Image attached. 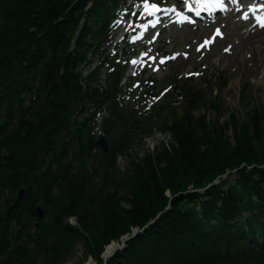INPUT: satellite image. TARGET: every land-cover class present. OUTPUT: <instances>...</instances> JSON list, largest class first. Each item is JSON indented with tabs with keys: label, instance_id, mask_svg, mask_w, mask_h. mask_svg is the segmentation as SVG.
I'll return each mask as SVG.
<instances>
[{
	"label": "trees",
	"instance_id": "16d2710c",
	"mask_svg": "<svg viewBox=\"0 0 264 264\" xmlns=\"http://www.w3.org/2000/svg\"><path fill=\"white\" fill-rule=\"evenodd\" d=\"M119 4L0 0V264H67L80 249L81 264H264V108L210 123L186 85L169 140L133 155L153 126L119 97L126 61L106 48Z\"/></svg>",
	"mask_w": 264,
	"mask_h": 264
},
{
	"label": "rangeland",
	"instance_id": "374dc122",
	"mask_svg": "<svg viewBox=\"0 0 264 264\" xmlns=\"http://www.w3.org/2000/svg\"><path fill=\"white\" fill-rule=\"evenodd\" d=\"M165 1L174 5L178 0ZM128 4L130 2L120 7L116 13L117 20L111 26L115 45L122 30L117 23L124 17ZM216 26L222 29L225 37L209 50L204 47L197 51L205 38L210 39ZM247 28L239 18L229 15L200 28L171 30L159 37L153 33L131 47L117 44L122 54L126 51L131 53L132 61H138L137 55L141 54L142 49L150 53L145 65L135 67L132 75V69L126 72L121 81V100L135 110L138 119L147 122V127L153 126V136L136 139L131 148L133 155H141L147 149L161 146L169 140L160 128L165 120L180 116L189 106L188 101L193 96L187 97L186 85L201 92L194 99L193 111L197 117L206 115L210 123L218 120L225 127L231 116L240 121H249L261 113L264 108V42L254 43L255 48L260 47L256 52L243 40L259 34L264 36V30L247 38ZM173 54L179 55V58L163 67L159 56L169 58ZM93 60L91 58V70L96 68ZM221 79L227 81L223 86L220 85ZM105 80L103 73L102 86H106ZM226 136L234 142L233 131L228 130ZM119 165L122 170L125 169L123 159H119ZM81 251L78 250L67 264H81ZM85 264L93 262L89 260Z\"/></svg>",
	"mask_w": 264,
	"mask_h": 264
},
{
	"label": "snow or ice",
	"instance_id": "6c2138e0",
	"mask_svg": "<svg viewBox=\"0 0 264 264\" xmlns=\"http://www.w3.org/2000/svg\"><path fill=\"white\" fill-rule=\"evenodd\" d=\"M206 3H210V4H216L218 7L226 10V8H224V0H205ZM143 7H144V11L148 12L149 14H151L152 12H159L161 11V8L159 6L158 3L156 2H151V0H143ZM261 7H264V5H262ZM249 11L255 12L256 8L252 5H250L249 7ZM244 19H248V14L245 13L243 16ZM256 20L259 22L261 27H264V17L261 16H256ZM221 37L223 36V33L220 32V29L217 28L213 34V36L209 39V38H205V40L203 41V43L201 45H199V47L197 48V51H199L201 48L207 47L208 45H210L211 43H213L216 39V37ZM228 50V49H225ZM164 61L161 60V63H163ZM133 63H135V61H133Z\"/></svg>",
	"mask_w": 264,
	"mask_h": 264
},
{
	"label": "bare ground",
	"instance_id": "6f19581e",
	"mask_svg": "<svg viewBox=\"0 0 264 264\" xmlns=\"http://www.w3.org/2000/svg\"><path fill=\"white\" fill-rule=\"evenodd\" d=\"M238 18V14H235L234 15V18ZM241 24L243 25V26H246V27H248V24L246 23V20H242V22H241ZM119 25H120V28L123 30V29H125L127 26H128V24L127 23H125L124 21H121L120 23H119ZM255 27L256 26H254V27H252L250 30L248 29V32H249V34H248V37L247 38H249L250 37V34H254V33H258V32H260V31H262V30H255ZM258 39V40H257ZM244 41V43H246L248 46L249 45H251L252 46V48L253 49H255V51L256 52H259V50H260V47L258 48V47H254V43L255 42H257V41H259V43H261V42H264V36H261L260 34L259 35H256V36H253V37H251L250 39H244L243 40ZM243 47H245V46H243ZM247 48V47H246ZM131 70V69H130ZM129 70V71H130ZM131 72V71H130ZM20 192V191H19ZM18 197H19V195H18ZM19 200V199H18ZM10 210V209H9ZM133 236V235H132ZM127 238L129 237V236H126ZM116 245H117V247H118V244L116 243ZM116 245L115 244H111L109 247H107V249L105 250V252H104V256H103V258H107V257H109L110 255H112L114 252H115V250H117V247H116Z\"/></svg>",
	"mask_w": 264,
	"mask_h": 264
},
{
	"label": "water",
	"instance_id": "95a60500",
	"mask_svg": "<svg viewBox=\"0 0 264 264\" xmlns=\"http://www.w3.org/2000/svg\"><path fill=\"white\" fill-rule=\"evenodd\" d=\"M96 146L101 148L103 151H106L107 150V142L105 140L104 137H101L97 142H96ZM24 194V190L21 189L20 192H19V197L18 199H20L22 197V195ZM12 209L13 208H10L9 210V213H8V216L10 215V213L12 212ZM33 216L36 217L39 221H41L43 218H44V211L41 207H37L35 209V211L33 212ZM123 246H120V248H122ZM124 248V247H123ZM112 255H110L109 257L107 258H103L104 261L106 262Z\"/></svg>",
	"mask_w": 264,
	"mask_h": 264
}]
</instances>
